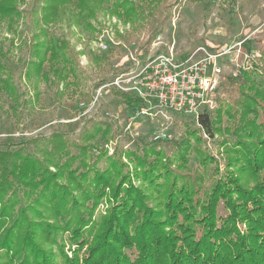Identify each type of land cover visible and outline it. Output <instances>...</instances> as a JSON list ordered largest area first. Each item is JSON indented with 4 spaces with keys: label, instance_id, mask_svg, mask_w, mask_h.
<instances>
[{
    "label": "rangeland",
    "instance_id": "obj_1",
    "mask_svg": "<svg viewBox=\"0 0 264 264\" xmlns=\"http://www.w3.org/2000/svg\"><path fill=\"white\" fill-rule=\"evenodd\" d=\"M79 1L16 0V11L0 16V149L23 148L32 160L9 166L10 155L0 160V244L21 246L30 238L32 252H54L51 264H70L76 254L82 260L88 244H75L74 228L84 225V240L95 243L100 230L113 226L121 203L137 198L128 191L131 184L142 196L133 205L134 214L142 212L139 221L146 218L140 201L167 212L173 200L180 217L198 206L192 220L200 219L212 211L221 184L219 221L240 202L234 190L249 192L264 176L253 160L261 155L264 133V0H88L85 9ZM204 49L224 52L217 58L216 88L198 108V114L209 110L214 135L201 127L198 114L155 103L151 113L136 116L140 107L131 109L116 93H132L113 82L132 78L149 56L193 53L199 59ZM243 69L249 70L246 81L229 78ZM248 105L260 113L261 127L256 135L241 128L239 137L231 131L244 125L239 118ZM96 129L101 133L91 138ZM54 134L64 148L53 145ZM156 135L165 139L155 144ZM47 170L58 177L56 188L45 190ZM103 179L108 183H99ZM242 206L252 208L246 202L236 209ZM5 251L0 245L1 261Z\"/></svg>",
    "mask_w": 264,
    "mask_h": 264
},
{
    "label": "trees",
    "instance_id": "obj_2",
    "mask_svg": "<svg viewBox=\"0 0 264 264\" xmlns=\"http://www.w3.org/2000/svg\"><path fill=\"white\" fill-rule=\"evenodd\" d=\"M6 1L8 0H0V16H8L16 11V4H14L16 0H13L12 4H8ZM67 1L68 3L72 2V0ZM79 2V7L85 9L88 0H80ZM50 9L54 11V8ZM56 12L57 9H55L54 13L56 14ZM248 74L249 70L243 69L240 74L230 73L229 78L235 80L243 79L246 81ZM116 93L124 98L131 109L136 110L143 105V101L133 93H125L119 90H116ZM247 98L253 100V103L250 104H256V98L250 95L247 96ZM236 111L239 113V109H236ZM247 115L249 117L246 118ZM259 115L260 113L250 105L243 106L242 116L239 118V121L244 123V125L236 124L231 133L239 136L240 129L245 128V131H250V135H256L255 129L261 127L260 123L257 124V117ZM197 120L207 134L214 135L216 125L208 109L198 114ZM93 122L97 125L99 123L97 121ZM96 130L97 131H95V134H93L91 138L101 133L100 129ZM52 137L53 139H51V142L53 145L56 147L59 146L57 149L65 147L64 145L66 143L60 142L61 136L54 134ZM164 139L165 138L156 139L154 143L156 144ZM262 145L260 157H257V160L253 157V160L260 163L257 166L258 169L264 170V133ZM26 154L27 152L23 148H20L17 153L10 151V149H0V160L10 155L9 159L6 161V166H9V164L14 165L18 163L20 159L23 160V157H27L25 160L29 165V163H32V160ZM249 155L251 154L249 153ZM139 164H144V162L142 161ZM19 169H21V167ZM22 176L23 174H19L18 179L20 180L18 182H23ZM45 177H51L48 182L49 185L45 187V190L58 186V177L55 174L47 170V175ZM261 179L262 183L250 189L249 192L241 191L238 188L234 190L240 201L237 205H243L247 202V204L249 203L252 205V208L246 209L247 206H242L237 210V205H232L229 214H227V216H220L219 222L215 214V201L221 193V190H219L221 184L217 185L214 193L215 198H213L210 204L212 211L201 216L200 219L196 218L192 220V214L196 210L198 211V206H192L193 208L189 207L185 212L182 211L184 217H180L178 213H176V208L174 206L177 205V203L171 200L173 202V204H171L170 200L167 198L168 203L170 202V204L167 205V212H161L153 208L149 209L140 201L139 204L143 207L146 218L143 221H139L138 219L142 217V212L138 210L137 214H134L133 205L137 203L138 198L140 199L142 196L139 195V191L135 186L131 184L132 180L130 178L128 183H130L131 186H128V191L134 190V195L137 198L131 199V203L128 199H125L121 203V207L114 213V221L111 223L113 226L110 225L100 230L95 236V243L84 240V225L74 228L71 234L73 241L75 244H80L81 246L88 244V251L85 252L86 255L82 259L84 261L83 263L80 256L77 254L72 257V259L68 257L70 264H264V176H262ZM103 181L99 183H108L105 179H103ZM12 185V183H9L5 187L10 189ZM3 188L4 187L0 186V189ZM117 192L119 193L120 191ZM101 193L100 191L98 199L101 197ZM181 193L185 195V197H188L183 188H181ZM129 194L130 192L127 194L128 197ZM171 194H169V196H171ZM241 194L243 195L241 196ZM224 197H226V191ZM231 197L234 199L232 194ZM178 205L182 207L180 203H178ZM136 206L137 205H135V207ZM132 218H134V220L131 222L130 219ZM191 220L195 223L194 225H192ZM187 221L189 224H186ZM201 223L202 226L196 229ZM123 225L128 227L125 228ZM243 225H246V228H244ZM50 226L55 230L59 227ZM114 228L115 231H120L115 233L113 230ZM30 243H32L30 238L24 240L21 246L20 242L17 245V242L14 243L12 240H4L1 242V247L6 251L4 254L5 259L4 261L0 260V264L53 263V251L46 252L42 250L41 247H36L33 250L34 252H32L31 245L33 243ZM14 249H16V251H13ZM127 249L132 251L131 254L127 252ZM11 251H13L12 254H10ZM17 256H19L21 260L15 263L13 260ZM0 257L2 256L0 255Z\"/></svg>",
    "mask_w": 264,
    "mask_h": 264
},
{
    "label": "built area",
    "instance_id": "obj_3",
    "mask_svg": "<svg viewBox=\"0 0 264 264\" xmlns=\"http://www.w3.org/2000/svg\"><path fill=\"white\" fill-rule=\"evenodd\" d=\"M223 53L206 51L199 59L193 53L181 58L173 52L156 53L141 64L132 78L127 80L120 76L113 85L132 92L143 101L136 116L151 113L152 103L196 115L200 105L207 103L206 96L216 88L217 76L222 71L217 58ZM160 137L156 135L154 139Z\"/></svg>",
    "mask_w": 264,
    "mask_h": 264
}]
</instances>
